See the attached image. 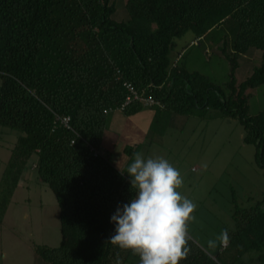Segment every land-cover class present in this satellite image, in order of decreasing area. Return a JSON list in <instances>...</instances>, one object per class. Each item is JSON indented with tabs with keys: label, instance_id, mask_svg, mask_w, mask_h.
Instances as JSON below:
<instances>
[{
	"label": "trees",
	"instance_id": "16d2710c",
	"mask_svg": "<svg viewBox=\"0 0 264 264\" xmlns=\"http://www.w3.org/2000/svg\"><path fill=\"white\" fill-rule=\"evenodd\" d=\"M126 10L128 20L117 22L111 0H0V127L19 132L1 180L0 220L35 155L38 177L59 207L60 245L37 249L48 264L140 262L110 241L109 222L134 196L125 172L139 148L124 147L122 169L100 153L107 117L127 95L124 83L160 103L151 107L150 129L163 110L184 116L214 109L237 119L264 168V112L248 115V91L264 85V0H127ZM229 22L234 53L226 86L172 66L175 39L189 31L206 38ZM251 49L261 52V63L237 83L236 59ZM144 108L133 102L122 113ZM65 117L69 127L58 120ZM232 216L224 261L187 237L190 251L180 264H244L245 254L262 252L264 199L235 204Z\"/></svg>",
	"mask_w": 264,
	"mask_h": 264
},
{
	"label": "rangeland",
	"instance_id": "374dc122",
	"mask_svg": "<svg viewBox=\"0 0 264 264\" xmlns=\"http://www.w3.org/2000/svg\"><path fill=\"white\" fill-rule=\"evenodd\" d=\"M111 2L116 7L113 20L127 21V0ZM228 24L231 23L215 28L206 38L196 39L189 31L175 39L170 53L172 66L198 73L215 86H226L231 74L228 57L234 53V35L228 30ZM236 63L234 75L237 83H241L251 75L254 67L260 65L261 52L251 49L238 56ZM248 94V115L255 117L263 113L264 85L249 90ZM144 110L155 112L148 107ZM125 121L123 113L117 110L109 113L100 146L101 155L109 158ZM18 136L19 132L0 127V186ZM245 136L246 131L237 119L224 117L218 110L201 109L184 116L163 110L151 129L149 126L143 142L136 145L138 153L145 157H164L179 169L183 177L179 191L197 205L191 214L194 219L188 222L187 237L220 262L225 259L223 248L227 244L219 237L224 231L236 229L232 218L235 204L250 207L264 199V168L257 164L256 147L245 143ZM35 163L36 156L33 155L0 220V264H48L37 249H53L60 245L56 197L39 179ZM210 240L214 241V246L209 245ZM260 254L264 256V250L249 252L242 257V262L264 264L258 259Z\"/></svg>",
	"mask_w": 264,
	"mask_h": 264
},
{
	"label": "clouds",
	"instance_id": "9594fccd",
	"mask_svg": "<svg viewBox=\"0 0 264 264\" xmlns=\"http://www.w3.org/2000/svg\"><path fill=\"white\" fill-rule=\"evenodd\" d=\"M125 173L135 192L110 216L114 225L110 241L137 254L140 264H180L190 251L188 222L197 205L179 191L183 185L179 169L164 157L135 153ZM219 239L227 244V232ZM208 243L214 246V241Z\"/></svg>",
	"mask_w": 264,
	"mask_h": 264
},
{
	"label": "crops",
	"instance_id": "0c3cea01",
	"mask_svg": "<svg viewBox=\"0 0 264 264\" xmlns=\"http://www.w3.org/2000/svg\"><path fill=\"white\" fill-rule=\"evenodd\" d=\"M153 116L154 112L144 109L135 116L126 117L124 115L126 121L116 136V145L111 148L108 158L116 168L122 169L127 161V157L123 153L125 146H134L143 142Z\"/></svg>",
	"mask_w": 264,
	"mask_h": 264
},
{
	"label": "built area",
	"instance_id": "2783aa9c",
	"mask_svg": "<svg viewBox=\"0 0 264 264\" xmlns=\"http://www.w3.org/2000/svg\"><path fill=\"white\" fill-rule=\"evenodd\" d=\"M124 87L126 89L127 95L124 99V102L122 105L117 109L119 112H123L126 107H128L133 102L142 103L145 107L151 108L155 105H160L157 101H155L151 97H146L144 95V92H139L131 83H124ZM110 111H105V113H109ZM58 120L61 124H63L65 127H69V118H61Z\"/></svg>",
	"mask_w": 264,
	"mask_h": 264
}]
</instances>
